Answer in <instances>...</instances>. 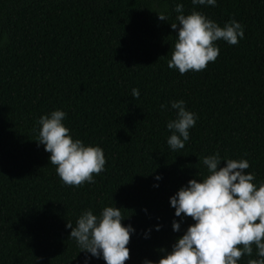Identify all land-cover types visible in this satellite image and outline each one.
<instances>
[{
    "label": "trees",
    "instance_id": "obj_1",
    "mask_svg": "<svg viewBox=\"0 0 264 264\" xmlns=\"http://www.w3.org/2000/svg\"><path fill=\"white\" fill-rule=\"evenodd\" d=\"M180 2L221 26L239 21L244 38L216 41L219 55L202 71L170 69ZM178 99L198 119L172 151L166 124ZM54 109L66 112L74 138L103 149L95 183L64 184L38 146L36 120ZM216 151L247 159L254 183L264 181V0H0V264H83L66 223L105 206L121 207L135 228L125 264L159 259L194 222L185 217L173 231L170 196L202 179L200 158Z\"/></svg>",
    "mask_w": 264,
    "mask_h": 264
},
{
    "label": "clouds",
    "instance_id": "obj_2",
    "mask_svg": "<svg viewBox=\"0 0 264 264\" xmlns=\"http://www.w3.org/2000/svg\"><path fill=\"white\" fill-rule=\"evenodd\" d=\"M191 3L216 6L217 0H191ZM174 11L177 15L170 26L176 40L168 67L181 75L202 71L209 62H214L220 52L216 41L235 45L244 38V27L235 19L221 26L196 8L185 14L182 2L175 4ZM157 13L160 20L168 21L164 11ZM131 95L139 98L140 90L133 88ZM160 107L166 109L169 105ZM170 109L174 117L166 124L171 132L167 145L172 151H178L190 139L189 130L195 126L198 116L186 108L183 99L171 100ZM66 115L64 110L54 109L38 117V146L42 144L49 153V162L56 166V174L64 184L95 183V175L106 164L103 149L74 138L64 123ZM200 159L207 174L202 179H189L169 198L175 217L180 218L173 220V231L181 230L185 217H191L194 222L170 250L161 249L159 259L145 258L142 264H239L242 256L250 257L247 264H264V181L254 183L255 174L245 171L250 167L245 158L222 157L216 151ZM221 161L226 163L220 166ZM155 179L162 177L157 174ZM126 217L121 207L105 206L98 215L91 209L82 211L75 226L67 221L66 227L71 229L69 237L86 254L83 264H90L92 258H102L105 264H125L129 260L128 245L135 228L130 223H122ZM155 227L159 230L161 226ZM150 231H145L146 238ZM253 246L256 258H251Z\"/></svg>",
    "mask_w": 264,
    "mask_h": 264
}]
</instances>
